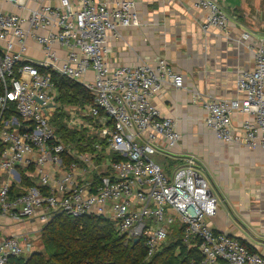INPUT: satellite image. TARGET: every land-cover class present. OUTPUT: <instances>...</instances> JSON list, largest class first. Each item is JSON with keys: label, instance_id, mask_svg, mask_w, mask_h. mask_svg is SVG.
I'll list each match as a JSON object with an SVG mask.
<instances>
[{"label": "built area", "instance_id": "built-area-1", "mask_svg": "<svg viewBox=\"0 0 264 264\" xmlns=\"http://www.w3.org/2000/svg\"><path fill=\"white\" fill-rule=\"evenodd\" d=\"M3 1L15 10L0 8V219L44 226L57 213L104 217L125 245L143 240L147 259L178 226L182 241L202 256L200 264H264L263 256L207 221L218 201L196 170V156L187 155L170 173L149 156L182 139L176 119L162 116L151 98L166 82L183 88L185 78L165 57L110 64L109 38L139 24L137 1ZM196 6L207 12L204 31L229 34L217 0ZM29 39L42 58L30 57ZM251 49L254 67L238 72L234 97L203 102L204 121L225 143L264 149V39ZM54 74L80 83L93 101L62 103ZM57 113L75 141L59 132ZM240 114L246 117L235 120ZM1 231L0 264L32 254L29 233Z\"/></svg>", "mask_w": 264, "mask_h": 264}, {"label": "crops", "instance_id": "crops-1", "mask_svg": "<svg viewBox=\"0 0 264 264\" xmlns=\"http://www.w3.org/2000/svg\"><path fill=\"white\" fill-rule=\"evenodd\" d=\"M136 1L139 24L121 28L119 39L109 38V62L137 65L165 57L184 76L183 88L166 82L151 98L162 116L176 119L182 133L173 150L161 147L156 154L167 160L162 166L168 173L187 155L196 156V170L218 201L216 215L207 218L209 224L264 257V149L217 139L205 124L203 107L211 97H234L238 72L254 67L251 47L264 39V0H217L229 19L227 35L218 28L202 29L207 12L196 6L197 0ZM0 8L15 10L3 0ZM244 32L251 38L243 39ZM28 45L30 57L42 58L35 41L29 39ZM245 117L240 114L235 120ZM24 225L26 230L21 232H28L32 244L36 243L42 224L30 220L19 228ZM15 227L0 219L3 235L15 234Z\"/></svg>", "mask_w": 264, "mask_h": 264}, {"label": "trees", "instance_id": "trees-1", "mask_svg": "<svg viewBox=\"0 0 264 264\" xmlns=\"http://www.w3.org/2000/svg\"><path fill=\"white\" fill-rule=\"evenodd\" d=\"M54 76L62 103L82 105L93 101L80 83L60 75ZM61 117L62 114L57 113L55 118L59 132L75 141L76 133L67 132L58 121ZM2 149L0 143V153ZM41 233L44 250L14 258L10 264H200L202 259L197 248L182 241V229L178 226L163 247L149 259L146 258L143 240L125 245L124 237L114 228L113 222L104 217L73 218L57 213L44 225Z\"/></svg>", "mask_w": 264, "mask_h": 264}, {"label": "rangeland", "instance_id": "rangeland-1", "mask_svg": "<svg viewBox=\"0 0 264 264\" xmlns=\"http://www.w3.org/2000/svg\"><path fill=\"white\" fill-rule=\"evenodd\" d=\"M149 156L151 157V159H153L156 163H158V164H160V165H165V162L167 161V160H165L164 159V156H162V154H149ZM2 220H5V219H2ZM7 222H8V225H10V224H16L17 226H18V228H14V230L15 231H17V232H21V231H25L26 230V226L24 225V226H22V228H19V226H20V224H25V222H27V221H25V222H23V223H14V222H12V221H9V220H6ZM41 223V222H40ZM42 224V223H41ZM14 227V226H13ZM44 226H43V224H42V228H43ZM41 231H42V229H41ZM41 231L37 234V239H35L36 240V243H34L33 244V246H34V249L32 250V253L33 252H36V251H40V250H44V246H43V243H42V241H43V239H42V233H41ZM16 232V233H17ZM24 233H26V232H24ZM28 233V232H27ZM32 239V238H31ZM170 243V242H169ZM31 253H28V254H26L25 256H28V255H30Z\"/></svg>", "mask_w": 264, "mask_h": 264}, {"label": "water", "instance_id": "water-1", "mask_svg": "<svg viewBox=\"0 0 264 264\" xmlns=\"http://www.w3.org/2000/svg\"><path fill=\"white\" fill-rule=\"evenodd\" d=\"M135 241L137 242V239Z\"/></svg>", "mask_w": 264, "mask_h": 264}]
</instances>
